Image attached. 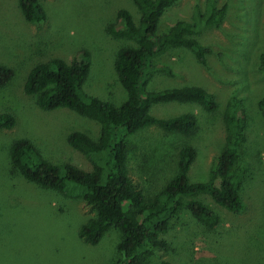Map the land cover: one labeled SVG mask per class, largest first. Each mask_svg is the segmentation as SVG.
Listing matches in <instances>:
<instances>
[{"label": "rangeland", "instance_id": "374dc122", "mask_svg": "<svg viewBox=\"0 0 264 264\" xmlns=\"http://www.w3.org/2000/svg\"><path fill=\"white\" fill-rule=\"evenodd\" d=\"M46 18L27 21L18 0H0V64L14 70L13 79L0 87V112L17 118L14 128L0 130V264H113L122 234L110 228L92 245L79 237L80 226L96 216L82 199L39 187L25 179L10 159L12 143L21 138L34 142L43 156L54 163L71 162L90 170L91 162L68 143V135L82 131L94 140L100 124L75 111L60 107L46 110L37 97L24 90L28 72L38 63L55 57L71 62L82 51L90 64L83 86L86 94L120 106L127 92L118 79V52L134 45L112 36L108 27L118 21L121 8L136 21L140 10L133 0H39ZM227 6L221 26L187 33L208 49L207 64L187 48H173L156 58L159 72L146 87L162 90L185 85L202 86L219 103L208 112L196 103L171 102L153 107V114L172 117L191 112L197 128L191 135L168 133L158 126L130 136V173L148 197L162 190L177 170L178 154L185 145L197 149L189 177L208 181L225 146L224 112L228 101L241 100L248 121L247 142L235 169H241L243 207L234 212L209 196L197 197L218 215L209 227L189 210L177 213L164 238L166 248L153 247L151 263L163 259L173 264H264V0H177L164 15L160 33L179 21L194 24L198 12L211 6ZM192 28V27H191Z\"/></svg>", "mask_w": 264, "mask_h": 264}, {"label": "trees", "instance_id": "16d2710c", "mask_svg": "<svg viewBox=\"0 0 264 264\" xmlns=\"http://www.w3.org/2000/svg\"><path fill=\"white\" fill-rule=\"evenodd\" d=\"M27 21L39 22L46 12L39 0H18ZM177 0H133L140 10L136 21L132 13L121 8L118 21L108 27L115 38L127 39L134 45L123 47L117 55L115 69L127 92L120 106L88 95L83 86L90 73V64L79 55L71 62L60 57L36 64L29 72L24 90L37 97L46 110L60 107L71 109L100 124V136L94 140L82 131L68 135V143L82 152L92 168L85 170L71 163H54L45 158L40 149L27 138L15 140L10 148L13 167L28 181L44 189L55 190L75 199H82L96 211V216L80 226L79 237L96 245L112 227L120 230L117 244L119 258L113 264H150L147 257L153 247L166 248L164 238L172 218L182 210H189L209 227L218 224L214 210L197 197L209 196L221 207L237 212L243 207L241 195L243 176L235 165L247 142L248 121L241 100L228 101L224 112L225 146L218 156L217 166L208 181L193 182L189 172L197 157V149L185 145L178 154L177 170L160 192L148 197L138 187L130 173V136L152 126L168 133L191 135L197 128V117L188 112L172 117L153 114L155 105L181 102L196 103L208 112H215L219 103L213 93L202 86L185 85L162 90H147L156 73H170L153 61L173 48L191 50L198 61L207 64L209 49L196 37L204 27L221 26L227 6H211L198 12L194 24L179 21L168 32L159 28L167 10ZM192 27V28H191ZM88 54L82 51L81 55ZM80 55V56H81ZM264 68V52L261 54ZM14 70L0 64V87L14 77ZM264 111V97L259 103ZM16 116L0 112V130L15 127ZM151 264H173L163 259Z\"/></svg>", "mask_w": 264, "mask_h": 264}]
</instances>
